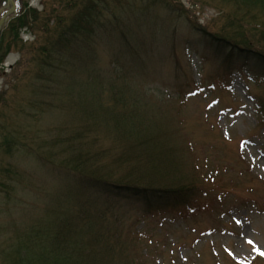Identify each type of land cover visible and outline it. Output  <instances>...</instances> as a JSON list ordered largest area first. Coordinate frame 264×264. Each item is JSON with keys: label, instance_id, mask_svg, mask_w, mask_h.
I'll list each match as a JSON object with an SVG mask.
<instances>
[{"label": "rangeland", "instance_id": "obj_1", "mask_svg": "<svg viewBox=\"0 0 264 264\" xmlns=\"http://www.w3.org/2000/svg\"><path fill=\"white\" fill-rule=\"evenodd\" d=\"M12 1L13 14L0 6V20L11 18L0 30V264L40 259L64 220L82 226L76 242L88 241L94 230L111 235L105 260L85 252L103 264H264L254 251H264V81L234 74L229 90L216 85L221 60L194 28L220 32L230 7L220 0H105L94 32L53 54L40 26L20 31L11 43L8 25L28 9L46 20L63 15L69 24L72 13L61 10L66 1L20 0L24 10ZM55 9L58 15L51 14ZM41 47L48 59L39 56ZM9 55L16 57L10 67ZM112 116L124 127L130 120L147 126L140 133L160 134L167 148L179 147L185 164H212L228 193H221L224 201L185 216H145L124 203L106 209L92 190L81 192L69 168L78 151L90 160L101 151L102 170L116 178L135 164H110L133 142L114 130ZM23 244L36 257L17 255Z\"/></svg>", "mask_w": 264, "mask_h": 264}, {"label": "trees", "instance_id": "obj_2", "mask_svg": "<svg viewBox=\"0 0 264 264\" xmlns=\"http://www.w3.org/2000/svg\"><path fill=\"white\" fill-rule=\"evenodd\" d=\"M65 1L66 3H64ZM121 1L114 0L118 4ZM220 2L230 7V12L224 14V24L220 32L210 33L197 23L194 27L198 26L201 41H205L206 49L214 57L221 60L218 76L224 78L231 76L234 72L245 70L257 78L264 76V0H220ZM17 3L20 4V0H17ZM55 3H64L61 10L72 13L69 24H66V20L61 18L63 15L54 16L52 20H46L49 16L44 18L42 13L37 14L33 9L26 10L27 14L23 16H20L21 11L8 25L7 32L9 36H12L11 43H15L20 31L26 29L33 33L34 27L40 26L39 33L41 37L45 36V44L51 53L57 54L68 48L78 37L91 35L94 32V27L100 24V18L105 11V5H107L105 0H97L96 2L94 0H80L81 4L70 0H54L53 4L55 5ZM4 4L5 0H0V6ZM169 4H174L175 8L178 7L176 2H169ZM21 5L24 10L26 8L25 3L22 2ZM51 14L58 15L59 11L57 9L52 10ZM37 21L39 24L36 25ZM50 35L56 37L54 43L48 39L47 36ZM3 47L9 48V45ZM1 50L0 47V65L5 55V52ZM36 50L39 52V56L43 55L45 59L49 58L46 52L47 47ZM3 102V96L0 94V104ZM116 118L109 117L114 130L121 138L133 142H128L126 151L123 152V155L121 154L116 162H113L114 158L110 156V164L115 168H117L115 165L121 161L123 164L134 162L135 164L125 170L126 172L121 177L116 178L115 174L107 173L106 175L102 170L106 163L98 160L105 157L101 151L93 153L91 160L89 156L87 159L85 155H80L82 153L79 151L78 155H73L72 152L70 154L73 155L72 161H69L72 163V167L69 168L75 173L74 176L79 179V184L76 185L81 192L84 191V188L87 189V192L92 190L88 194L94 197H102L101 200L106 209L124 203L125 205L138 206L145 216L157 214L183 216L190 214L204 209L217 192H220L221 186L213 179V176L209 175V170L205 165L199 167L193 161L188 160L185 164V157L180 154L178 146L170 145L175 148L172 150L161 142L163 138L157 132L159 128H155L153 122H151V129L153 128L159 137L148 130L145 133H140L142 129L147 128V126L142 128L140 122L138 123L139 131L130 120L124 127L115 120ZM132 136L135 138L131 139ZM81 137L82 134H77V140L81 141ZM4 145L7 147V144ZM175 145L177 144L175 143ZM103 152L104 154L107 153L106 150ZM133 152L135 153L133 154ZM90 161L94 163L93 167L89 165ZM145 170L146 172L142 173ZM87 225L89 226V223ZM81 230L82 226L79 227L76 220L73 223L68 220H64V223L60 222L57 231L54 232L55 234L53 233L52 237H49L51 246L40 252L38 256L40 259L38 258L36 261L32 259L29 262L26 260L28 258H22L19 264H41V260H44L45 264H103L96 262L95 257L105 260V254L110 249L109 245L112 244L111 235L107 231L103 235L94 230L88 241L76 242L75 235ZM100 244L103 246H99ZM41 248H43L42 244ZM21 252L36 257L35 254L33 255L32 249L26 244L21 245L16 254L19 255ZM85 252L95 260L85 258ZM13 264H18V262Z\"/></svg>", "mask_w": 264, "mask_h": 264}, {"label": "water", "instance_id": "obj_3", "mask_svg": "<svg viewBox=\"0 0 264 264\" xmlns=\"http://www.w3.org/2000/svg\"><path fill=\"white\" fill-rule=\"evenodd\" d=\"M6 7L8 8V15L9 14H13L14 12V4L12 2V0H7V5ZM11 18H8L7 15L5 17H3L1 20H0V30H1V27L3 26V23H5L7 20H10Z\"/></svg>", "mask_w": 264, "mask_h": 264}, {"label": "bare ground", "instance_id": "obj_4", "mask_svg": "<svg viewBox=\"0 0 264 264\" xmlns=\"http://www.w3.org/2000/svg\"><path fill=\"white\" fill-rule=\"evenodd\" d=\"M17 2V0H14ZM13 2V1H12ZM37 0H33L34 5L36 4ZM14 4V3H13ZM16 57L13 55H9L8 58L5 61V65L10 67L15 63Z\"/></svg>", "mask_w": 264, "mask_h": 264}, {"label": "snow or ice", "instance_id": "obj_5", "mask_svg": "<svg viewBox=\"0 0 264 264\" xmlns=\"http://www.w3.org/2000/svg\"><path fill=\"white\" fill-rule=\"evenodd\" d=\"M6 2V0H5ZM237 223H240V221H237ZM248 244H252L253 241L252 240H248L247 241ZM254 251H256L260 256H264V251H261L259 248H254Z\"/></svg>", "mask_w": 264, "mask_h": 264}]
</instances>
